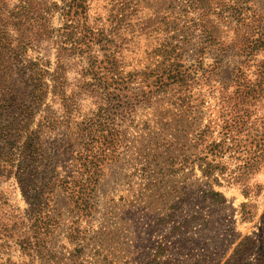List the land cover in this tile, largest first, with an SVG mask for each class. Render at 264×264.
Returning a JSON list of instances; mask_svg holds the SVG:
<instances>
[{
    "label": "rangeland",
    "instance_id": "rangeland-1",
    "mask_svg": "<svg viewBox=\"0 0 264 264\" xmlns=\"http://www.w3.org/2000/svg\"><path fill=\"white\" fill-rule=\"evenodd\" d=\"M211 1L210 12L189 0L86 3L79 23L101 34L68 62V88L79 94L80 115L97 111L110 121L114 144L96 156L98 174L80 175L98 178L89 204L75 207L57 188L44 209L54 223L39 229L0 156V264H264V163L243 167L255 154L250 140L264 131V109L239 134L225 127L235 72L253 81L264 71V0ZM206 20L216 42L202 32ZM43 51L47 57L27 55L48 58L51 71L54 50ZM163 69L185 80L161 76ZM50 137L51 151L66 140ZM74 166L66 156L62 174ZM208 166L209 179L201 171Z\"/></svg>",
    "mask_w": 264,
    "mask_h": 264
},
{
    "label": "trees",
    "instance_id": "trees-1",
    "mask_svg": "<svg viewBox=\"0 0 264 264\" xmlns=\"http://www.w3.org/2000/svg\"><path fill=\"white\" fill-rule=\"evenodd\" d=\"M88 1L0 0V156L10 166V173L19 184L28 205V219L32 220L31 225L35 229L54 223L44 209L57 188L67 192L75 207L83 205L81 208H85L89 204L88 195L95 190L98 178L80 175L90 171V168L94 170L92 174H98L96 171L100 170V166L96 156L101 155L115 140L110 130L112 124L106 119H98L97 111L91 117L79 114V94L68 88V62L86 52L85 48L91 42L86 39L91 40V36L94 38L101 34L86 33L88 28L79 23ZM189 1L192 8H200L198 4L209 12L212 8L211 0H202V3ZM235 12L239 14V10ZM56 15L61 22L58 28L54 27ZM206 22L210 25L204 28V22L202 32L210 41L216 42L218 30L210 29L211 20ZM48 49L54 50L51 71L48 69L50 60L43 59L48 56L43 50ZM30 51L41 52L43 57L31 59L27 55ZM104 56L105 63L111 68L115 63L109 56ZM164 74L175 82L185 80L184 74L173 73L171 69H163L161 76ZM259 74L251 81L241 69L235 72V86L227 97L230 116L225 127L233 128L236 134L247 130L253 123L254 119L250 122V118L257 107L264 109V71ZM23 90L27 91L22 99L20 93ZM16 91L18 93L15 94ZM48 95L50 100L45 102L44 98ZM54 100H57L58 109L53 108ZM262 114L259 118L264 124V112ZM94 127H104L106 133L95 137L97 130ZM58 131L66 140L58 149L51 151L48 138H51L50 135H54V140L58 138ZM255 137L250 140L254 143L255 154L245 160L243 167L253 163L257 167L264 163V131ZM99 146L102 149L97 153L94 149ZM214 146L219 147V144ZM66 156H70L76 164L72 175H63L61 171ZM201 171L208 179L212 176L209 166ZM213 195L218 199L222 197L216 191H211ZM142 264L159 262L154 258Z\"/></svg>",
    "mask_w": 264,
    "mask_h": 264
}]
</instances>
